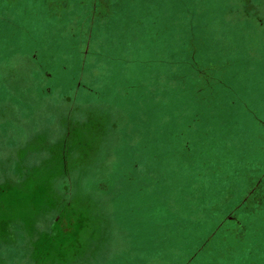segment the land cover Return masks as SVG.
Instances as JSON below:
<instances>
[{
	"label": "rangeland",
	"instance_id": "rangeland-1",
	"mask_svg": "<svg viewBox=\"0 0 264 264\" xmlns=\"http://www.w3.org/2000/svg\"><path fill=\"white\" fill-rule=\"evenodd\" d=\"M0 264H264V0H0Z\"/></svg>",
	"mask_w": 264,
	"mask_h": 264
}]
</instances>
